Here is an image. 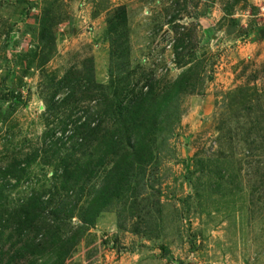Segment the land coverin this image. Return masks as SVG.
Returning a JSON list of instances; mask_svg holds the SVG:
<instances>
[{
  "label": "rangeland",
  "instance_id": "rangeland-1",
  "mask_svg": "<svg viewBox=\"0 0 264 264\" xmlns=\"http://www.w3.org/2000/svg\"><path fill=\"white\" fill-rule=\"evenodd\" d=\"M0 264H264V0H0Z\"/></svg>",
  "mask_w": 264,
  "mask_h": 264
},
{
  "label": "trees",
  "instance_id": "trees-1",
  "mask_svg": "<svg viewBox=\"0 0 264 264\" xmlns=\"http://www.w3.org/2000/svg\"><path fill=\"white\" fill-rule=\"evenodd\" d=\"M119 13H120V12H118L117 15H118ZM121 14H122L123 19L126 20L125 13L121 12Z\"/></svg>",
  "mask_w": 264,
  "mask_h": 264
}]
</instances>
